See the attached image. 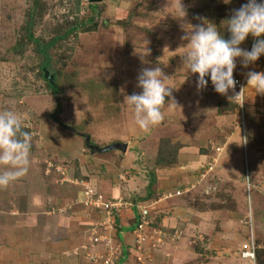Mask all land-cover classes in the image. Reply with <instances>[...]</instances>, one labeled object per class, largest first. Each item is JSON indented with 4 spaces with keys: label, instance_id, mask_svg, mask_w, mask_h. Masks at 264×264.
<instances>
[{
    "label": "rangeland",
    "instance_id": "obj_1",
    "mask_svg": "<svg viewBox=\"0 0 264 264\" xmlns=\"http://www.w3.org/2000/svg\"><path fill=\"white\" fill-rule=\"evenodd\" d=\"M246 2L102 0L94 12L90 0H0V111L11 110L22 119L31 136V153L47 158V174L59 170L67 175L73 163L58 155L62 151L69 157L79 150L89 161L94 158L101 178H114L109 162L124 165L125 159L126 171L115 174L118 180L139 175L148 181L147 190L152 189L143 201L153 203L152 212L159 213L143 234L137 221L128 230H134L136 243L122 264H242L238 256L251 240V264H264V95H254L246 85V101L238 108L228 99L234 92L221 95L210 80L197 89L198 74L186 73L179 55L187 43L181 40L185 29L204 19L228 39L222 21ZM74 26L81 27L49 50L52 62L45 76L44 58L29 32L47 43ZM252 41L249 35L240 47L250 50ZM236 65L233 77L243 76L247 84L249 71H264V55L248 67L236 58ZM156 67L174 89L161 109L163 120L145 131L135 123L126 95L141 91L136 84L143 68ZM50 76L57 92L49 87ZM87 136L100 148L122 143L127 150H91ZM26 173L33 174V168ZM71 178L58 176L57 183L82 189L91 184ZM182 196L190 198L197 213L191 222L173 226L172 212ZM52 209V214L66 211ZM104 223L88 228L87 241L75 253L105 264L108 244L103 238L109 235L115 249L109 264H118V228L114 221L113 229L106 230ZM236 246L239 254L230 258Z\"/></svg>",
    "mask_w": 264,
    "mask_h": 264
},
{
    "label": "crops",
    "instance_id": "obj_2",
    "mask_svg": "<svg viewBox=\"0 0 264 264\" xmlns=\"http://www.w3.org/2000/svg\"><path fill=\"white\" fill-rule=\"evenodd\" d=\"M31 152L27 168H33V174L25 173L8 186L0 187V264H97L84 254L77 255L75 248L87 241L85 232L88 228L99 221L108 220V214L105 210L86 208L83 204L85 196L82 187L74 184L59 185L57 177L65 180L71 177L80 180L84 178L94 188L100 189L108 199L120 197L134 203L144 202L149 198L152 189L147 190L148 181L139 175L131 176L126 181L118 180L115 174L126 171L123 168L127 165L125 159L124 165L119 161L109 162L107 170L115 173L114 178H110L108 174L101 178L96 173L98 164L91 162L94 158L89 161V157L80 155L79 150L69 157L62 154V151L58 155L61 160L69 159L73 163L69 171H65L67 175L59 170L48 175L44 165L47 158L40 157L39 152ZM182 197L183 200L177 202L179 206L172 212L170 222L173 226L191 222V215L196 211L191 202L187 201L190 198ZM54 206L66 211L52 214L50 212L55 210L52 209ZM139 212L135 206L127 207L112 218L118 228L117 241L122 250L118 264L126 262L127 251H132L136 243L134 230H128L135 225ZM158 213H151L153 220ZM236 249L238 246L230 251V258L236 259L235 255L239 254ZM238 258L242 264L252 263L241 256Z\"/></svg>",
    "mask_w": 264,
    "mask_h": 264
},
{
    "label": "clouds",
    "instance_id": "obj_3",
    "mask_svg": "<svg viewBox=\"0 0 264 264\" xmlns=\"http://www.w3.org/2000/svg\"><path fill=\"white\" fill-rule=\"evenodd\" d=\"M223 3L229 4L231 0H223ZM181 10L184 17L186 13L182 7ZM225 21L223 26L230 33L228 39L223 37L216 24L206 19L198 25L190 24L191 28L185 29L181 36L187 43L179 55L186 73L198 74L197 89L205 88L210 80L217 93L227 96L237 83L233 77L236 58H241L243 67H248L264 55V0H247L222 22ZM249 35L255 40L251 49L245 50L240 45ZM165 77L159 67L143 68L136 84L141 91L126 95V104L133 112L135 123L145 131L164 118L161 109L174 89L164 83ZM246 85L254 90V95H264V71H249ZM228 99L238 108L246 101L241 90ZM23 127L22 119L13 111H0V168H3L0 187L8 186L27 171L32 145L31 136Z\"/></svg>",
    "mask_w": 264,
    "mask_h": 264
},
{
    "label": "built area",
    "instance_id": "obj_4",
    "mask_svg": "<svg viewBox=\"0 0 264 264\" xmlns=\"http://www.w3.org/2000/svg\"><path fill=\"white\" fill-rule=\"evenodd\" d=\"M255 38L253 37V41L252 43H254ZM237 83L235 86V89L232 90L233 92H239L240 90L243 93V96L245 95V86H246V78H244L243 76H238L236 78H234ZM77 183V181H76ZM82 183V182H81ZM84 184V182L82 183ZM85 188H83V192H84V203L87 206L92 207L94 210H105V212H107L108 216V220L105 221L104 225L105 229L107 230L108 228L113 229V223L114 221L111 220V217L122 212V210L124 208L127 207H137L139 209V217L137 220V230L139 232H141L143 234V232H145V230L147 231V229L149 228L150 224H151V213L152 210L154 209V205L151 202H139V203H134V202H130V201H125L123 198H107L106 196L102 195L99 192L94 191V189L91 187V185H87L85 186ZM181 192H177V194H180ZM110 223V224H109ZM111 235V232H110ZM96 238L97 237H93ZM95 239V241H97ZM101 238H99L98 240H100ZM104 242L106 243L107 246V252L106 255L103 256L102 258L104 259V263L105 264H109L111 259V256L114 255V248L112 247V238L109 235L104 236L103 238ZM140 240H145L146 237L143 236H139ZM91 241H93V239H91ZM102 241V240H101ZM252 241V242H251ZM249 242H247L244 246H243V250L241 253V257L244 259H250L253 260L255 258V247H254V243L253 240H251ZM98 242V241H97Z\"/></svg>",
    "mask_w": 264,
    "mask_h": 264
},
{
    "label": "trees",
    "instance_id": "obj_5",
    "mask_svg": "<svg viewBox=\"0 0 264 264\" xmlns=\"http://www.w3.org/2000/svg\"><path fill=\"white\" fill-rule=\"evenodd\" d=\"M91 7V9L95 12V10L97 9V4L95 3H91L89 5ZM92 21V20H90ZM89 23L88 20L83 22V26H86ZM30 26H32L31 24H29ZM82 25V24H81ZM81 26H74L71 29H69L64 35L62 36H58L56 38H54L53 40L47 42V43H43L40 40H38L37 38H35L30 32H29V39L32 43H34L37 46V51L39 52V54L41 56H43L44 58V62L42 64V70L45 72V70H47L50 67V62L51 61V56L49 53V50L51 49V47L53 45L56 44L57 41L65 39L68 37V35L72 34L73 32L77 31ZM49 87L54 91L57 92V88L55 86V84H52L49 81ZM232 91V90H231ZM233 92V91H232ZM153 184V180L150 182V185Z\"/></svg>",
    "mask_w": 264,
    "mask_h": 264
},
{
    "label": "water",
    "instance_id": "obj_6",
    "mask_svg": "<svg viewBox=\"0 0 264 264\" xmlns=\"http://www.w3.org/2000/svg\"><path fill=\"white\" fill-rule=\"evenodd\" d=\"M102 0H90V3H99ZM45 76H47V72H45ZM49 81L54 84L53 82V76L48 77ZM85 143L86 145L91 149V150H96L97 152H104V151H108V150H112V149H120L122 151H126L127 150V144H122V143H114L111 145H108L104 148H100L98 146H95L93 144H91L90 142V136H87L85 138Z\"/></svg>",
    "mask_w": 264,
    "mask_h": 264
}]
</instances>
